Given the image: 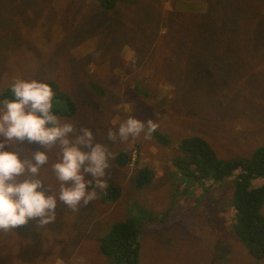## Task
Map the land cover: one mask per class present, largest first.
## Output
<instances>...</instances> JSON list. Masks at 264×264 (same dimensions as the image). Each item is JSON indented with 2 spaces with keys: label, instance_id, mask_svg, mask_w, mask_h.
Wrapping results in <instances>:
<instances>
[{
  "label": "rangeland",
  "instance_id": "obj_1",
  "mask_svg": "<svg viewBox=\"0 0 264 264\" xmlns=\"http://www.w3.org/2000/svg\"><path fill=\"white\" fill-rule=\"evenodd\" d=\"M192 2L204 5L201 14ZM191 15L209 26L192 29ZM258 18L264 0L119 1L115 11L97 0H0V98L17 77L48 82L54 111L92 128L114 157L109 197L98 189L76 212L58 202L56 220L42 229L30 220L0 232V264H111L100 239L127 220L140 229L138 264H264L234 232L235 174L200 182L176 163L185 137L205 138L223 159L249 158L264 144ZM65 95L74 114L59 113ZM129 116L158 128L150 139L107 140L108 128ZM42 174L58 191L50 169ZM142 175L148 181L139 186Z\"/></svg>",
  "mask_w": 264,
  "mask_h": 264
},
{
  "label": "clouds",
  "instance_id": "obj_2",
  "mask_svg": "<svg viewBox=\"0 0 264 264\" xmlns=\"http://www.w3.org/2000/svg\"><path fill=\"white\" fill-rule=\"evenodd\" d=\"M9 87L14 98H0V232L30 220L42 229L56 220L58 202L76 212L96 200L97 190L107 188L114 157L92 128L54 111L56 94L48 82L17 77ZM157 128L153 119L129 116L109 127L106 139L126 143L142 133L150 139ZM33 144L39 147L33 150ZM45 168L58 191L43 176Z\"/></svg>",
  "mask_w": 264,
  "mask_h": 264
},
{
  "label": "trees",
  "instance_id": "obj_3",
  "mask_svg": "<svg viewBox=\"0 0 264 264\" xmlns=\"http://www.w3.org/2000/svg\"><path fill=\"white\" fill-rule=\"evenodd\" d=\"M97 1L104 9L110 11L117 10V3L119 1L130 4L139 3V0ZM192 4L193 2L191 3V11H198L201 14L200 9L202 10L204 5L199 8L192 6ZM197 17L198 15H191V18H187L188 26L194 30L197 29L200 22L209 26L204 21L205 18ZM255 23L260 28V25H264V18H258ZM237 26L235 27L236 32L238 29ZM247 33L254 34V32ZM94 88L99 90L98 86ZM4 97L14 98L9 86L2 93V98ZM61 98L64 99L65 108H61L59 113L74 114L76 111V103L66 95ZM179 149L180 154L177 155L176 163L188 177H192L200 182L207 179L219 182L235 174L232 205V225L234 232L247 246L252 256L257 259H263L264 144L258 147L249 158L243 156L228 159L219 158L210 143L201 136L185 137L181 141ZM260 178L263 180L262 184L255 186L254 181ZM104 192L105 197H109L107 193L110 192V188H106ZM113 192V197H116L118 195L116 187L113 188ZM1 235L3 237V232H1ZM140 236V229L133 220L121 221L116 223L100 239L101 251L113 260L111 264H138Z\"/></svg>",
  "mask_w": 264,
  "mask_h": 264
},
{
  "label": "water",
  "instance_id": "obj_4",
  "mask_svg": "<svg viewBox=\"0 0 264 264\" xmlns=\"http://www.w3.org/2000/svg\"><path fill=\"white\" fill-rule=\"evenodd\" d=\"M118 162L121 164V165H125L128 163V155L126 153H122L120 154V156L118 157ZM148 181V177L145 176V175H142L140 176L138 179H137V184L139 186H141L142 184L146 183Z\"/></svg>",
  "mask_w": 264,
  "mask_h": 264
}]
</instances>
